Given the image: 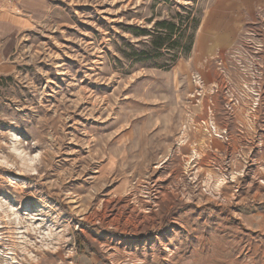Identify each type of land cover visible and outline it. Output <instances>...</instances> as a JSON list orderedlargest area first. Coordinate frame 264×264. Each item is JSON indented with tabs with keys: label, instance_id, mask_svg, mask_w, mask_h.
<instances>
[{
	"label": "rangeland",
	"instance_id": "374dc122",
	"mask_svg": "<svg viewBox=\"0 0 264 264\" xmlns=\"http://www.w3.org/2000/svg\"><path fill=\"white\" fill-rule=\"evenodd\" d=\"M0 32V264H264V0H0Z\"/></svg>",
	"mask_w": 264,
	"mask_h": 264
},
{
	"label": "trees",
	"instance_id": "16d2710c",
	"mask_svg": "<svg viewBox=\"0 0 264 264\" xmlns=\"http://www.w3.org/2000/svg\"><path fill=\"white\" fill-rule=\"evenodd\" d=\"M161 25L165 26L164 28L165 31H161L160 29ZM155 27H156L155 32L154 34H152L154 37L153 46L155 47V49L159 50L163 48L167 42H171L172 40H174V42L177 43V39H173V38L175 36H178V34H181L180 33L181 31H179V28H177V25L175 23L168 21H164V23L158 22ZM147 34L150 33L143 32V35H147ZM188 49H190V46Z\"/></svg>",
	"mask_w": 264,
	"mask_h": 264
},
{
	"label": "bare ground",
	"instance_id": "6f19581e",
	"mask_svg": "<svg viewBox=\"0 0 264 264\" xmlns=\"http://www.w3.org/2000/svg\"><path fill=\"white\" fill-rule=\"evenodd\" d=\"M0 209H2V208H1V203H0Z\"/></svg>",
	"mask_w": 264,
	"mask_h": 264
},
{
	"label": "crops",
	"instance_id": "0c3cea01",
	"mask_svg": "<svg viewBox=\"0 0 264 264\" xmlns=\"http://www.w3.org/2000/svg\"><path fill=\"white\" fill-rule=\"evenodd\" d=\"M0 36H2V33L0 32Z\"/></svg>",
	"mask_w": 264,
	"mask_h": 264
}]
</instances>
